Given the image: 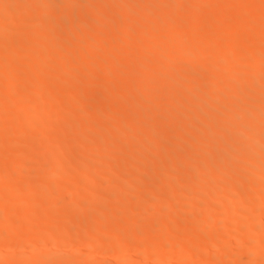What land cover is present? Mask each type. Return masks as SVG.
<instances>
[{"label":"bare ground","instance_id":"6f19581e","mask_svg":"<svg viewBox=\"0 0 264 264\" xmlns=\"http://www.w3.org/2000/svg\"><path fill=\"white\" fill-rule=\"evenodd\" d=\"M51 1L0 0V48L5 47L4 49L7 52L9 51V57L6 58L4 56L5 59H0V70H3L1 72L4 73L5 69L9 68L10 70L12 68L8 76L6 75L7 70L4 73L5 75L3 74L6 78L3 82L4 85H1L2 83L0 82V101L2 97H11V94L14 90L16 92V88L24 78L25 80L31 79L32 81V79H35L37 81L36 84L33 83L35 86H32L34 88L30 90V93L27 92L29 94H25L26 99L17 100L16 103L13 101L16 106L11 102L10 104L13 103L14 105L9 104L10 107L13 106L9 110L6 109L8 108L6 106L0 107L3 109L6 107L5 110H1V112L7 111L4 116L8 115V113L12 115H22L23 113L25 117V112L29 115L31 111H36L37 109L29 117L26 115V121L23 124L21 123L20 126L17 125L18 128L11 125L12 123L10 124V122L6 124V120L5 122L3 120L6 117L4 118L0 113V154L2 155L6 150L5 148L10 146L16 148L15 146H18L19 143L25 144L24 146L28 145L27 142V144L24 143L27 138H23L27 134L29 135L32 126L36 127L33 123L40 119L39 124H42L43 119L41 120L40 114L46 112L45 110L47 109L51 110L52 106L53 108L56 107L55 110H51L50 113H53L52 115H49V111L48 114L46 112V116H49L46 125L49 130L51 128V132L46 130L48 127H45L44 123L41 125L44 127L43 129L37 124L38 122L36 123L39 126V132L36 133H39L38 138L41 141H39L40 139H34L40 142L39 144L36 141L32 142L33 144L36 143L34 149L32 148L33 144L32 147L30 145L22 146V148L29 149L31 147V149H23L24 151L20 149V152L16 148V151L19 152L17 154L11 147L10 149L14 152L8 150V153L13 156L12 154L16 152L17 155H14L15 159H10V162H4L0 159V195H5V198H7L4 204L2 203L5 201L2 200L0 207V264H111V262H114L113 264H151V262H154L152 264H165L171 258H173L172 260L175 258L179 264H264V107L260 106L264 105L263 0L172 1L174 9H176L177 4L180 5L185 2L187 8H184L182 4V9H189V12L186 11L184 13L179 12L181 9L178 12L174 9L173 11L164 10L167 5L165 0H58L59 3L52 1L54 5ZM37 2H42V6L39 10L31 8L33 11L36 10V12L34 11L35 13H32V19L31 14L28 15L25 8L27 7L30 10V6L32 4L35 5ZM118 2L122 4V7L118 6ZM136 2L149 5H147V10L141 11L142 15L145 13L146 16L149 13L148 11L152 12V9L153 11L163 12L165 16L163 17L162 15L163 18H158L160 19L158 21H156L157 18L155 20L151 19V21L148 20L150 22L148 23L145 16L142 17L140 13H137L138 11H134ZM93 3L94 5L89 6V4ZM96 3L99 5L97 4V8L94 9ZM29 4L31 5L29 6ZM113 4L115 6L112 7L116 8L118 6L117 10L119 11H113V9L111 11L109 6ZM36 5L39 6L40 4L37 3ZM85 5H87V8ZM100 5L103 8L101 9L100 7L101 10H98ZM10 6L12 12L16 11V16L9 13L10 10L8 11V9ZM79 6H83V8L88 10L93 9L94 12L92 13H98L94 14V16H88L84 12L86 10L79 8ZM177 7L181 8V6ZM13 8H15L14 11ZM79 9H82L85 13L84 15L81 11V15H84V17H80ZM24 10L26 13H24ZM134 12H136V16L133 14ZM146 12L148 13L146 14ZM24 15H26L25 21ZM230 15L231 17L233 15V19L229 24L228 22L225 23L230 20ZM29 16L31 19H27ZM158 17H161V15ZM144 19L147 21L146 23L143 22ZM27 20H31V23H28ZM114 22L118 25H115V28H120L114 29ZM117 22L121 24H117ZM60 24H63V26L67 25L64 29H68L67 31L69 32L65 33H69L70 38H66V40L71 39V35L76 33L74 30L73 34L71 27L78 28L76 35L80 34L78 37L75 35L77 40L74 37L75 40L72 38L74 41H78L77 43L71 40L65 43L64 40L65 44H69V48H67L68 46L64 47L67 51L62 50L64 52L60 51L63 49L60 47H63L64 43L58 42L60 47H57L56 38H54V43L51 41L53 40V35L57 37L55 34L57 33L58 35L60 30L58 28L62 27H58ZM83 26L88 30L85 35L89 36V41L85 38H82L83 42L80 40L81 38L78 39L85 33L84 30V33L80 32L79 27ZM133 27L137 28L133 29V31ZM131 30L137 33L139 38L135 36L136 39L132 40L134 33L131 35ZM17 31L19 33L23 32L24 35L19 36L20 34ZM189 31L190 33L193 31V36L189 34ZM60 32H63V29ZM65 33L64 35L60 33L64 39L68 37ZM195 33L198 35H194ZM17 34L19 38L18 36L16 38ZM188 34L191 35V38L187 37ZM43 36H46V38L47 36L51 37L45 39ZM106 37L109 38L107 43L111 40H113L112 42L114 40L117 41L114 44L109 43L111 44L110 46L106 44L108 47H105L106 42L104 43L102 40H105L104 38ZM130 37L131 39H129ZM31 38L36 40H34L35 47L41 50L44 55L52 56L51 52L55 55L57 52L53 50L54 47H57L56 50H59L58 53H60H57L53 60H51L52 57L48 59L40 55L41 58L53 61H50L49 65L46 64V59L44 61L40 59L33 66L28 67L25 63L29 62L25 61L24 63L22 59L20 60V57L24 59L27 55L21 56L20 54H22V51H29V48L32 50L29 44L32 41ZM30 39L31 41H29ZM128 39L133 44L132 42L130 44ZM99 40L103 42V46ZM34 42L32 41V43ZM72 42L75 44L72 45ZM228 42L233 44L228 46ZM31 46L33 47V45ZM161 48L167 51L165 52L167 56L164 55L163 61L156 56L157 52L154 51H162ZM4 49L3 51L5 52ZM133 51L135 55L136 53L138 55L135 56V58L137 57L136 59L133 57L131 58L133 60L130 61L129 59L132 56L130 52ZM153 52L154 54L156 52L155 56L157 58L152 54ZM49 53L50 55H48ZM129 53L130 55H128ZM6 56L8 55L6 54ZM128 56L130 57L128 58ZM1 57L3 55L0 54ZM92 57L99 58V64H95L96 67L88 70L91 67L87 63L88 73L86 75L83 74L82 80L79 78L80 76L78 77V75L74 74L77 76L73 75L78 83L72 82V79L68 78V76H72L70 73H81L83 70L80 66L86 64L85 60L89 62ZM93 58L90 61L91 64L95 60ZM146 59L150 61H146ZM104 60V63L108 61L109 63L104 64L102 62ZM153 60H157L158 63L155 61L156 65L153 62L152 66L151 61ZM70 61L75 66L71 65ZM68 62L70 68H73L72 72L67 71ZM51 63H53V67L50 65ZM95 65L93 63L91 66ZM21 66L24 69L22 71L24 76L21 75L23 77L21 78L20 76L21 79H19L15 71ZM118 67L120 69L125 68V80H127V77H132V79L130 78L131 81L128 78L129 81L124 84L125 89L121 92L119 91V93L116 90L120 89L121 82L118 84L120 80L116 78L117 82L114 80L115 76L111 71L112 69L117 70ZM174 70L178 72H174ZM66 72L69 74L68 76ZM110 72L113 74V80L111 79L112 76H110L111 78L109 77ZM121 73L124 74V71L122 70ZM165 73L169 74L165 75ZM120 76H118V79H120ZM184 76L187 80L183 78ZM100 77H104L103 80L107 78V81L104 80L106 84L103 87L101 86L103 89L105 87V92L103 93V89L100 86L97 87L98 84L94 85L95 81L96 83L103 81L99 80ZM77 78H79V81ZM189 79L193 81L188 82ZM237 85L238 87L240 85V87L238 88ZM93 86L97 87V89L95 90ZM44 87H50V89L45 88V90L47 89L45 94L43 92L40 93ZM98 88L101 90L97 91ZM230 88H236L237 90L232 93ZM109 90L111 93L115 91V94L110 96ZM62 92H65L68 97L70 95V99L65 100L67 98L65 94V99L63 94L59 96ZM68 92L72 94H68ZM39 93L43 96L46 95V98L44 97V99L40 100L43 97L41 95L38 98ZM25 95L23 98H25ZM95 96H98L102 101L101 103L104 104V106L100 104L101 109L105 108L107 102L111 104V108L107 105L109 110L107 112L104 111L102 113L104 109L101 111L99 109V113L101 112L102 115L98 113L97 109H95L97 113L87 112L91 116L94 114V120L96 122L99 121V128L104 126L101 124L106 125L109 123L111 126L113 121H118L115 125H119L120 120L117 119L121 117L120 123L122 126L125 124L124 127L121 129V125H119L120 128L118 126H116L118 128H115L113 124L111 130L113 128L115 130L110 134V127L104 126L108 128L109 131L107 133L109 135L105 136L106 133L105 135H100L102 133L100 132L98 136L94 135L98 139L92 140V144H90L91 141L89 140L88 145L86 141L82 140L86 143L81 142L83 147L81 149L79 147L78 150L74 148L75 150L72 151L71 149L70 151V148H72L70 147L67 148L69 151L64 150L65 153H62L63 150L59 151L52 148V145L57 147L58 143L60 145L64 144V142L68 143L69 139L73 141L74 137H76L74 140L79 144L78 138L82 139L83 136V139L86 140L88 138L93 139L90 138V135L85 134V130L90 131V129H87L90 126L87 127L83 123L78 127V118L74 119L73 117L77 114V109H80L78 104L83 107V103L87 105L88 101L93 99V97L94 100L91 101L93 103L97 102L98 100H95ZM154 100L160 101V104L152 107L150 102ZM147 102L148 105L146 104ZM55 104L56 106L54 107ZM33 106L36 109H33ZM97 106L96 104L95 108ZM81 110L79 111L82 112ZM215 110L219 114L215 115L214 113L212 115ZM83 112L85 115L86 111ZM68 116H71L69 119L77 120L73 124L77 122L76 126L79 129L77 127L76 129L73 128L74 125L71 124L73 119L71 123L67 122L65 117L68 118ZM88 116L85 115L86 119L81 120L90 119V115ZM123 118H126L123 120L126 121L125 123L122 121ZM59 119H61L60 122L62 124V120L66 121L63 124L64 126L67 124L70 126H62V132L59 130L60 135L58 133L57 136L56 133V135L52 133V128L60 127ZM111 119L112 122H109ZM148 120H152L153 123L147 124ZM89 121L93 122V120ZM96 122L94 121V124ZM143 128L144 130L147 128V131H144L145 134L143 133L145 136L142 134L143 131L141 129ZM36 129L37 127L34 130L37 131ZM140 130L141 133H139ZM106 131H103V133ZM138 134L139 137L143 135L144 138H139L140 140H138ZM99 135L104 136L100 138ZM22 139L24 142H21L23 141ZM72 141H70V144ZM56 142L58 143L56 144ZM81 144L79 146H82ZM54 149L58 153L54 152ZM50 150L54 154L52 153L51 155ZM45 151L50 154H46ZM176 151L177 153L179 152L180 159L174 153ZM170 152H173V154ZM5 153L8 161V156L10 155L7 152ZM112 153H118L117 155L122 153L127 156L125 159H121L123 161L121 169H126V171L123 172L120 167L114 168V171L119 169V171L123 172V175L127 174V172L130 174L127 167L131 166L129 169L132 170L133 168V173L131 172L130 176L127 175L129 176L127 178L131 181L128 185L131 184L133 187L130 185V188L132 187L133 189L139 187L137 190L136 188L134 189L135 192L133 189V191L131 189L128 190L129 187L122 191V186L119 185L122 183H119V180L124 178L122 173L119 174V171V173L115 171L122 175L123 178H119L121 176L118 174V176H115L112 171L114 166L109 169L108 167H110L111 163H105L108 158L111 159L114 156L111 155ZM168 154L171 156L175 155L177 159L175 156L174 159L169 156L168 160L165 159L162 162L161 160L165 157L167 158ZM1 155L0 158H2ZM110 159L109 162L111 161ZM203 159L206 162H203ZM32 160H36L37 166L35 167L37 169L38 165L42 164V166L39 165V169L41 167L42 170H46L47 168L45 167L48 164H44L49 163L47 172L44 173L40 169V177H45L46 174V180L40 179L41 182L36 181V178L28 176L29 172L28 174L25 169L22 170ZM39 160L44 163H40ZM93 160H101V162L95 161V163H102L103 161L104 165L102 167L104 168L106 165L104 169L107 168L109 171L107 169L104 170L102 167L100 168L99 165V170H97V166H94L95 163L93 166L91 165ZM201 160H203L202 163L206 165L207 170L204 167L205 165L200 163ZM72 161H78L79 163L81 161L82 163L77 166L75 162L74 164L76 165L72 166ZM152 162H157L160 165L158 168L153 169L151 166L157 167V165H151ZM84 164H87L85 165L86 167H84ZM69 165L71 168L74 167V170L82 166L77 172L73 170L71 175L74 174L73 172H76L75 174L77 175L79 172L81 176L80 172H83L84 175H90H87L89 179L86 180L85 176L84 179L86 181L83 179L84 182H82L81 179L83 177L81 176L82 178H80L79 182L75 177L77 178L78 176L79 178L80 176L73 175L72 177L75 180L67 179L68 181H65L67 176H64V178L62 175L61 177L64 180L62 178V181L57 180V182L61 183L55 185L57 183L54 182L56 177L62 173L60 171L65 170L64 168ZM71 168L70 170H72ZM235 168H240V171L238 172L237 170L236 172ZM92 170H97L101 173L105 171L107 175L96 176L98 173L92 172ZM226 170H230V172L234 170L236 173L232 174L231 172L229 176V171L227 172ZM221 172H224V174ZM187 174L192 177L188 183L185 180ZM37 175H39V172ZM180 176L186 177L185 179L183 178L185 181ZM179 177L181 179H178ZM9 178L13 180H11L13 183L8 180ZM41 178L44 179L43 177ZM125 178L123 181L126 180ZM128 179L126 182H128ZM21 180H27L24 184L25 187L23 186L25 193L23 190L18 189V182H21ZM177 180L183 181L185 184L182 185ZM4 182H7V184L10 182V185L5 186ZM144 182L149 184L148 187L145 186L143 189V186L137 187L136 184H147ZM133 183H135V187ZM103 185L111 189L112 185L113 187L117 185L118 188H116L119 189V192L116 191V188L114 190L117 193L114 191V194H111L113 189L108 190L110 192H107L111 195L107 193L108 195L104 197L102 192H100L101 188L97 191ZM193 188L194 190L197 189V191L194 192ZM140 190L142 191L140 193L141 204L144 201L143 204L147 205V199L148 204L150 203L151 205L150 201L154 198V202L152 201V204H155L154 207L151 208L150 205H147L150 208H145L143 205H137L138 201H140L136 200L139 198L137 196ZM17 191L23 192L24 195L21 196H27V193L30 196L24 199L20 194L18 195ZM165 192L168 193L167 197ZM240 193L241 195H239ZM156 194L166 197L167 201L164 202V197H162L163 199L159 200L161 203L156 205L158 202L155 200ZM175 194H179V199L176 198ZM243 194L245 196L252 195L253 199L255 197L256 200L254 202L252 200L248 204L242 202V205L239 203L242 198L240 201L238 199ZM34 195H41L42 197L39 196L40 198L38 197L36 200L35 197L32 198ZM221 196L225 198L222 197L224 204L220 201ZM226 196H228V199ZM150 197H152V200L149 199ZM181 197L184 199L182 200ZM133 201L136 202L133 203ZM218 201L222 204H218ZM56 208L57 211H61L56 212ZM196 208L197 211L201 208L203 212H200L202 211L200 210V213H197ZM91 211L92 213L94 211V214ZM186 217L191 220V223L189 222L190 224L186 226L181 224L184 227L180 230L177 225L182 221L183 223L190 221ZM185 218L187 221H185ZM36 226H38V229H33ZM173 226H175L174 229L177 226L179 230L176 228V231H171L173 232L171 233L169 228H173ZM23 229L28 231V233L24 232ZM166 230L168 233L165 232ZM17 231L27 233V235L20 238L16 237L14 233H17ZM30 231L34 233L29 235ZM177 232H179L178 235L175 234ZM175 236H180V238ZM69 237H74L76 240V242L74 240V243H77V245H87L85 246L88 249H86L87 253L82 256L78 254L80 251L72 252L70 255L61 254L64 248L69 247L67 243L70 245ZM167 241L169 243H166ZM42 245L48 246L50 253L41 252L40 246ZM199 245L203 246L205 252L217 251L218 253L216 254L219 255L215 256L216 258L211 260V262L209 257L208 262H206L207 257L201 256L203 259L200 258L201 253H198L197 248L202 247ZM137 246H140L141 249L139 248V251L133 252L135 255L131 256V248L136 249L138 248ZM248 246L250 250H247ZM232 248L240 250L234 253L235 249L232 250ZM14 250L19 252L21 257H15L14 259L17 258L16 260L9 258L13 261L6 260V257H9L7 255ZM128 251L130 252V257L129 260H126ZM103 256L105 259H103ZM123 257H125V260L122 259ZM131 257L134 259L133 261ZM212 257L214 258V255Z\"/></svg>","mask_w":264,"mask_h":264},{"label":"rangeland","instance_id":"374dc122","mask_svg":"<svg viewBox=\"0 0 264 264\" xmlns=\"http://www.w3.org/2000/svg\"><path fill=\"white\" fill-rule=\"evenodd\" d=\"M50 1H51V0H50ZM52 1H53L54 3H59L58 0H52ZM52 1H51V3H52ZM60 1H61V0H60ZM165 1H167V3H165V4H167V5L165 6L167 9L164 7V10H168V9H169L168 11H170V10L173 11V9H174V6H173V4H174V3H173L174 0H165ZM172 1H173V2H172ZM262 2L264 3V0H263ZM37 3H39L40 5H39V6L36 5ZM37 3H35V5L32 4L33 6H32L31 4H29V6L31 5L30 8H29V6L27 5L28 8H29L30 10H28L27 7L25 8V9L27 10V14H28V15L31 14L32 19H33V14H32V13H35L36 10H39V8L42 6V4H41L42 2H41V3H40V2H37ZM54 3H52V4L54 5ZM120 3H122V2L120 1ZM136 3H137V2H136ZM136 3H135V5L133 4V5H134V9H135V10H134V9H133V10L136 11V12L138 11L137 13H140V16H141V15H142V12L145 11V10H147L146 8H148L149 5H148V4L145 5V4H143V3H139V2H138L137 4H136ZM168 3H169V4H168ZM172 3H173V4H172ZM97 4H98V3H96L95 8H94V6H93L94 9L97 8V7H96ZM165 4H164V5H165ZM182 4L184 5V8H187V5L185 4V2H183ZM182 4H180V5L177 4V6H181V8H179V7L176 6V9H174V10H175V11L177 10V12H178L180 9L183 10V9H182V7H183ZM14 5H15V4H14ZM91 5H94V3H93V4H89V6H91ZM98 5H99V4H98ZM116 5H117V4H116ZM147 5H148V6H147ZM175 5H176V2H175ZM262 5H263V4H262ZM12 6H13V5H12ZM16 6H17V5H16ZM37 6H38V7H37ZM57 6H58V5H57ZM57 6H56V7H57ZM112 6L114 7L115 4L109 6V7H111V11H112V9H113V11H114V10H117V7H118V6H121V7H122V4H119V2H118V6H117L116 8H113ZM146 6H147V7H146ZM167 6H169V7H171V8H169V7H167ZM34 7H35V8H34ZM53 7H55V6H53ZM80 7H81L82 9H84V10L87 11V12H86V11H84V12L87 13L88 16H94L95 13H92V12H94V10H93L92 8L88 7V8H90V9H92V10H88V9H86V8H87V5H85L86 8H83V6H79V8H80ZM100 7H101V5L99 6L98 10H101V9L103 8V6L101 7V9H100ZM107 7H108V6H107ZM121 7H120V8H121ZM172 7H173V8H172ZM31 8L36 9V10H34L35 12L33 11V9L31 10ZM37 8H38V9H37ZM58 8H59V6H58ZM10 9L12 10L11 6L9 7L8 11H9ZM14 9H15V8H13V11H14ZM82 9H79L80 11L77 10V11H79V13H80V17H84V15H85V13L82 11ZM108 9H110V8H108ZM11 10L9 11V13H12L14 16H16V15H15V14H17L16 11H14V12H15V13H14V12H12ZM98 10H97V11H98ZM181 10H180L179 12H182V13H184V12H186V11L189 12V9H187V10L184 9L183 11H181ZM28 11H29V13H28ZM30 11H32V12H30ZM81 11L83 12L84 15H81V14H82ZM89 11H90V13H88ZM117 11H119V10H117ZM141 11H142V12H141ZM151 11H152V12L148 11L149 13L146 12V14L148 13L146 16H145V13H144V14L142 15V17L145 16V18H146L147 21H148V20L151 21V19H152V20H153V19L155 20L156 18H157L156 21H158V20H160V19H158V18H161V19H162V18L165 16V14H164L163 12H158V11H155V10L153 11L152 9H151ZM17 12H18V9H17ZM37 12H38V11H37ZM136 12L133 13L135 16L137 15ZM188 12H187V13H188ZM7 13H8V12H7ZM24 13H26L25 10H24ZM97 13H98V12H97ZM97 13H96V14H97ZM160 13H161V14H160ZM18 14H19V12H18ZM89 14H90V15H89ZM96 14H95V15H96ZM159 14L161 15V17H158V16H160ZM162 15H163V17H162ZM24 16H25V17H24V21H25L26 15H24ZM85 17H87V16H85ZM137 17H138V16H137ZM29 18H30V16L27 17V19H29ZM229 18H230V20H227L225 23L228 22V24H229L230 21L233 19V15H232V17H231V15H230ZM30 19H31V18H30ZM84 19H85V18H84ZM142 20H143V19H142ZM146 20L144 19L143 22L146 23V22H147ZM27 21H28V20H27ZM29 22L31 23V20L28 21V23H29ZM24 23H26V22H24ZM28 23H27V24H28ZM115 23H116V22L113 23L114 29L120 28V27L115 28L116 26H118V25H116ZM148 23H150V22L148 21ZM153 23H154V21H153ZM117 24H121V23L117 22ZM228 24H227V25H228ZM85 25H86V24H85ZM85 25H84V26H85ZM111 25H112V24H111ZM115 25H116V26H115ZM225 25H226V24H225ZM61 26H62L63 28H62ZM81 26H82V25H81ZM84 26H83V27H79V28H80V32L82 31L81 33H84L83 30L85 31V33H84L83 35H85V34H86V31H88L87 28H84ZM113 26H112V27H113ZM119 26H120V25H119ZM58 27H61V28H58V29H60L59 32H58V35H59V36H58L57 33H56L55 35H56L57 37H55V36L53 35V36H52L53 40H51V41H53V43H54V38H56L57 41H56L55 43L58 44L57 47H60L59 43H62V44H63V43H64V40H65V43H66V41L69 42L70 40L73 41V42H76V43L78 42V41H74V40L80 35V34H77V35H76V33H78L76 30H79L78 28L75 29V27H71V28H72V32H73V34H74V30H75V32H76L74 35H71L72 38L74 37L75 39L73 38V39H74V40H73V39L71 38V39H69V40H66V38H70V36H69L70 34H69V33L66 34L67 32H69V31H67L68 29H67V30H66V28L64 29V27H67V25H64V26H63V24H62V25L60 24V26H58ZM68 27H69V26H68ZM227 27H228V26H227ZM71 28H70V29H71ZM81 28H82V29H81ZM136 28H137V27H135V28L133 27L132 30H133V29H136ZM62 29H63V32H60V31H62ZM132 30H131V32H132L131 35L134 33V32H133L134 30H133V31H132ZM17 32L19 33V31H17ZM17 32H16V33H17ZM65 32H66V33H65ZM70 32H71V30H70ZM135 32H137V31H135ZM60 33H62V35H64V33H65V35H66V36L68 35V37H65V39H64V37H63ZM187 33H188V32H187ZM187 33H186V34H187ZM19 34H20L19 36H21V35L23 36V35H24L23 32H22V33H19ZM189 34L192 35V34H193V31H191V33H190V31H189ZM189 34L187 35V37L189 36L188 38H191V35H189ZM13 35H15V33H13ZM75 35H76L77 37H76ZM81 35H82V34H81ZM83 35H82V36H83ZM88 35H89V32H88ZM194 35H198V34L195 33ZM17 36H18V34L16 35V38H17ZM19 36H18V38H19ZM82 36H80L78 39L81 38L80 40H82V38H83V39L85 38V39H88V41H89V36H86V35H85L84 37H82ZM133 36H134V38H133L132 40H135V39H136L135 36H137V33H134ZM133 36H131V37H133ZM192 36H193V35H192ZM43 37H44L45 39H47L48 37L50 38L51 36H47V38H46V36H43ZM86 37H88V38H86ZM131 37H130L129 39H131ZM137 37H138V36H137ZM90 38H91V37H90ZM106 38H108V37H106ZM106 38H104V39L106 40ZM138 38H139V37H138ZM31 39H32V41L34 42L35 39H34V38H31ZM31 39H30L29 41H31ZM92 39H93V38H92ZM111 39H113V38L111 37ZM111 39H110V40H111ZM129 39H128V40H129ZM76 40H77V39H76ZM101 40H102V39H101ZM101 40H99V42H100ZM105 40H102V41H104V43L106 42L105 45H106V44H109V43L114 44V42L117 41V40H114V42H112L113 40H111L109 43H107V41H109V38H108L106 41H105ZM139 40H140V39H139ZM32 41H31V43L29 42V44H30V47H31V49H32L33 51L30 50V48H29V51H28V50L25 51L26 53L22 51V52H21L22 54H20L21 56H22V55H25V54L27 55V56H25L24 59H23V57H20V56H19V57H20V60L22 59V61H23L24 63H25V61H26V62H29V63H25V65H27L28 67H31V66H33L35 63H37L40 59H41V60L43 59V61H44L46 58H45V59H44V58H41L40 55H41L42 57H47L48 59H49V57H52V59L50 58L51 60H53V59L56 57V55H57V53H58V51H59V50H56L57 47H54V49H53V50H55L57 53L53 52V53H55V55H54V54H52V52H51V55H52V56H49V57H48V56L44 55V54L42 53L41 50H38V49L35 47V46H36L35 42L32 43ZM35 41H36V40H35ZM49 41H50V40H49ZM83 41H84V40H82V42H83ZM129 41H130V44H131L132 41H131V40H129ZM137 41H138V40H137ZM137 41H134V42H137ZM58 42H59V43H58ZM73 42H72V45L75 44V43H73ZM79 42H80V41H79ZM85 42H86V41H85ZM65 43L63 44V47H60V48H63V49H61L60 51H62V50H66V51H67V49L64 48V47H65V46H68L69 44L67 45V44H65ZM86 43H87V42H86ZM100 43H101L102 46H103V42H100ZM100 43H99V44H100ZM228 43H229V45H228ZM228 43H226L228 46H231V45L233 44V43H230V42H228ZM70 44H71V42H70ZM101 44H100V45H101ZM111 44H109V46H110ZM132 44H133V42H132ZM134 44H135V43H134ZM241 44H242V42H241ZM31 45H33V47H32ZM54 45H55V44H54ZM105 45H104V46H105ZM239 45H240V43H239ZM61 46H62V45H61ZM34 47H35V48H34ZM105 47H108V46L106 45ZM4 48H5V47L0 48V50H2V51H0V54L3 55V57H1L0 59L4 58V56H5L6 58L9 57V54H8L9 51L7 52ZM67 48H69V46H68ZM3 49L5 50L6 53L3 51ZM6 49L8 50V48H6ZM36 49H37V50H36ZM161 49H162V48H161ZM163 50H164V49H162V51L154 50V51L157 52V54H156V52H155L156 56L159 57V59H161V61L164 60V57H165L164 55L167 56V54H165V52H167V51H165L166 49H165L164 51H163ZM28 52H29L30 54H29ZM62 52H64V51H62ZM59 53H60V52H59ZM59 53H58V54H59ZM130 53H132V56H131V57L128 56V58L130 57V59H129L130 61L133 60V59H131V58H133V57L135 58V56L138 55L137 53H136V55H135V54H134V53H135L134 51H133V52H130ZM130 53H129L128 55H130ZM6 54H7L8 56H6ZM152 54L155 56L154 52H153ZM48 55H50V53H49ZM154 56H153V57H154ZM156 56H155V57H156ZM162 56H163V58H161ZM26 57H27V58H31V59H27ZM37 57H38V60H37ZM150 57H151V55H150ZM153 57H152V58H153ZM157 57H156V58H157ZM34 58H35V59H34ZM92 58H93V57H92ZM92 58L89 60V62L85 60L84 62H86V64L83 63L84 65H81V66H80L81 69L83 70V71H81V73H78V72L74 73V72H72V71H73V68H72V67L70 68V65H69V62H68L67 65H69V66H67V67H68L67 71L70 72V71L72 70V71H71L72 73H70V74H72V76H70V77H72V78H70V77L68 76L69 74H67V72H66L68 78H69L70 80L72 79V82L78 83V82L75 80L76 78H74L75 75H78V77L80 76L79 78L82 80V78L84 77V75H86V74L88 73V71H87L88 68H86V66L88 67V64H87V63H89V64H90L89 67H91V68L88 69V70H91L92 68L96 67L95 64L98 63L99 58L96 59V57H94L93 59H95V60H93V63H94L95 66H91V65H93V63H92V64L90 63V61H92ZM136 58H137V57H136ZM136 58H135V59H136ZM142 58H143V56H142ZM147 58H148V57H147ZM156 58H155V59H156ZM4 59H5V58H4ZM26 59H27V60H26ZM32 59L34 60L33 62H32ZM48 59L45 60L46 64L50 63V61H51V60H48ZM159 59H158V61H159ZM30 60H31V63H30ZM95 61H97V62L95 63ZM146 61H150V60H147V59H146ZM146 61H145V62H146ZM155 61L158 63L157 60H155ZM155 61H154V60L151 61V65H152V66H153V64L155 63ZM161 61H159V62H161ZM51 62H53V61H51ZM70 62H71V63H70L71 65L75 66V64L72 63V61H70ZM102 62L104 63L105 60L102 61ZM153 62H154V63H153ZM106 63H109V61L106 62ZM106 63H104V64H106ZM147 63H148V62H147ZM152 63H153V64H152ZM98 64H99V63H98ZM149 64H150V63H149ZM149 64H148V66H149ZM48 65H49V64H48ZM50 65H52V67H53V63H51ZM154 65H156V63H155ZM27 66H25V67H27ZM83 66H84V67H83ZM122 66H123V65H122ZM47 67L50 68L51 66H47ZM115 67H117V66H115ZM149 67H150V66H149ZM85 68H86V69H85ZM112 68L114 69V67H112ZM11 69H12V68H10V70H11ZM113 69H112L111 71H112V73H114V76H115V77H114V80H115V78H116L117 80H120V81H118V84H120V82H121V84H120L121 86H119L120 89L117 87L118 89L116 90V92L119 93V91L121 92L122 90L125 89V85H124V84H126V83L129 81L130 78L132 79V77H127V78H126L127 80H125V77H126V76H124L125 73H126V72H125V68H121V69L124 71V74L121 73L122 70L120 69V67H118L117 70H113ZM6 70H7V72H6ZM8 70H9V68H7V69L4 70V73L6 72V75H7V76H8L9 73H10V70H9V71H8ZM84 70H85L86 72H85ZM1 71H3V70H0V82L2 83L1 85H4L3 82L6 80V78L3 76L4 73L1 72ZM22 71H24V69H22V66H21L19 69H17V70L15 71L16 76H17L19 79H21V78L24 76V72L22 73ZM79 71H80V70H79ZM175 71H177V70H174V72H175ZM84 72H85V73H84ZM89 72H90V71H89ZM174 72H173V73H174ZM177 72H178V71H177ZM120 73H121V74H120ZM74 74H75V75H74ZM80 74H81V75H80ZM83 74H84V75H83ZM166 74H167V73H165V75H166ZM168 74H169V73H168ZM168 74H167V75H168ZM4 75H5V74H4ZM21 75H23V76H21ZM73 75H74V76H73ZM82 75H83V76H82ZM112 75H113V74H111V72H110V73H109V77L112 76ZM116 75H118V76L122 75V76H120V79H118V76L116 77ZM1 76H2V77H1ZM7 76H6V77H7ZM20 76H21V78H20ZM75 77H77V76H75ZM4 78H5V79H4ZM73 78H74V79H73ZM79 78H77V80H78ZM103 78H104V77H100L99 80H103ZM110 78H111V77H110ZM122 78H124V79H122ZM128 78H129V79H128ZM181 78H182V74H181ZM183 78H184L185 80H187L185 76H184ZM26 79H27V78H26ZM111 79L113 80V76H112ZM131 79H130V81H131ZM184 79H183V80H184ZM1 80H2V81H1ZM29 80H30V81H29ZM104 80L107 81V78L104 79ZM104 80L102 81L103 83H102L101 81H98V80H97L98 82L96 83V81H95V82H94V85H95V84H98L97 87L100 86V88L103 89L102 87L106 84V81H104ZM117 80H115V81L117 82ZM263 80H264V79H263ZM263 80H262V81H263ZM78 81H79V80H78ZM122 81H123V82H122ZM124 81H125V82H124ZM192 81H193V80H190V79H189L188 82H192ZM99 82H100V84H99ZM104 82H105V83H104ZM33 83L36 84L37 81H36L35 79H32V81H31V79L25 80V78H24V79L22 80L21 84H19V86L16 88V92H15V90H14L15 94H13V93H14V92H13V93L11 94V97L8 96L9 98H8V97H2V98H1L2 100L0 101V107H4V106H6V107H8V108H6V107H5V108L9 110V108H12V107H13V106L10 107V105H14V104L16 103L17 100H23V99H26V95L29 94V93H30V90H32V89L34 88V87H32V86H35V85H33ZM195 83L197 84V82H195ZM101 84H102V85H101ZM123 85H124V87H123ZM101 86H102V87H101ZM28 87H29V89H28ZM47 87H48V86H47ZM47 87H44L43 91H41L40 93L43 92V94H45V91H46L47 89H50V87H49V88H47ZM93 87H94V86H93ZM97 87H94L95 90L97 89ZM230 87H232V86H230ZM233 87H235V85H233ZM237 87H238V85H237ZM237 87H236V88H237ZM239 87H240V85H239ZM239 87H238V88H239ZM243 87H244V85H243ZM26 88L28 89V91H27ZM45 88H47V89L45 90ZM100 88H98L97 91H99ZM121 88H122V89H121ZM236 88H235V89L232 88L233 91H232V89L230 88V89H231V92H232V93L235 92V90H237ZM241 88H242V87H241ZM17 89H18V90H17ZM101 89H100V90H101ZM51 90H53V88H51ZM23 91H25V92L23 93ZM48 91H50V90H48ZM48 91H47V92H48ZM53 91H54V90H53ZM97 91H96V92H97ZM21 92H22V93H21ZM27 92H29V93H27ZM47 92H46V93H47ZM65 92H66V91H65ZM65 92L60 93L59 96H60L61 94H63V98H64V94L66 95V93H67V92H66V93H65ZM103 92H105V87H104V89L102 90V93H103ZM109 92H110V90L108 91V93H109ZM40 93H39V95H38V98H40V96L42 95V94L40 95ZM69 93L72 94L71 92H68V94H69ZM97 93H98V92H97ZM100 93H101V92H100ZM106 93H107V89H106ZM110 93H111V92H110ZM110 93H109V95L111 96L112 94H115V91H113L111 94H110ZM25 94H26V95H25ZM48 94H51V93H48ZM24 95H25V98H23ZM107 95H108V94H107ZM109 95H108V96H109ZM16 96H17V97H16ZM19 96H20V97H19ZM66 96H67V98H66ZM66 96H65L66 99H65V98H64V99H65V100H67V99L69 100V99H70V98H69L70 95H69V97H68V95H66ZM42 97H43V98H40V100L44 99V97L46 98V95H44V96L42 95ZM3 98H6V99H3ZM60 98H62V97H60ZM63 98H62V99H63ZM71 98H72V97H71ZM14 99H15V100H14ZM64 99H63V100H64ZM3 100H4V101H3ZM91 100H94V97H93V99H91ZM91 100H89L88 103L86 102L87 105H86L85 103H83L84 105L81 104L83 107L79 106V104H78V108L82 109V110H81L82 112L79 111L80 109H77L78 111H77V110H76V111H77V114H78L79 116L77 117V114H75V117H73L74 119H75V118H76V119L78 118V119H77L78 121L75 120V121L79 122L78 125H77L78 127H80L79 125H82L83 123H84L85 125H87V127L90 126V127L87 128V129H90V131L85 130V134H86V135L88 134V136L90 135V138H93V139H89V138H88V139L86 140V139H83L84 136H83L82 139H80V138L77 137V138H78V142H80V144H81V142H82V143H86V142H87L86 144L88 145V143H89L88 141H89V140L91 141L90 144H92V143H93L92 140H96V139H98L97 136H98V134H99L100 132H102L100 135H102V134L105 135V133H106L105 136H107V134L109 135V133L111 134V132L115 130L114 128L111 130V126H113V124H114L115 128H118L119 125H121V129H122V127H124V125H125L124 123L126 122V121H123V120H125L126 118H125V119L123 118L122 121L124 122V123H123L124 125L122 126V124L120 123L121 118H122V117H121V118L117 119V120H120V121H119V125H115V124L118 123V121H116L117 123L114 122V121L112 122V119L109 121V122H112V123H111V124H112L111 126L109 125V123H107L106 125H105V124H101V125H104V126H108V127H110V129H109L110 132H109V133H107V132L109 131L107 127H104V126H103V127H104V128H103L102 126H100V128H99V125H98V122H99V121L96 122V120H94V118H93V115H94V114L91 116V114H90V113L87 114V112L92 111V113H95V112L97 113V111H95V109L98 110V113H99V109H100V111H101L102 109H104V110L102 111V113H103L104 111L107 112V111H109V110L107 109V105L110 106V108H111V104H110L109 102H107L108 104H107V103L105 104V105H106L105 108H102V109H101L100 104H101L102 106H104V104L101 103L102 101H101V99H100L98 96H95V100H98L99 102H98V101H97V102H98L99 104H98L96 101L93 103ZM13 101H14L15 103H14ZM157 101H158V100H157ZM157 101L154 100L153 102H152V101H151V102L148 101V102H150V105H152V107H153V105L157 106V105L160 104V101H158V102H157ZM11 102H13L14 104H13V103L10 104ZM148 102L146 103L147 105H148ZM155 102H156V104H154ZM152 103H153V104H152ZM157 103H158V104H157ZM6 104H8V105H6ZM9 104H10V105H9ZM96 104L98 105L97 107H99V108H97V107L95 108V105H96ZM15 106H16V104H15ZM15 106H14V107H15ZM55 106H56V104L54 105V107H55ZM260 106H262V108L264 107V105H260ZM33 107H34V106H33ZM5 108H4V109H3V108H0V113L2 114V116H3L4 118L6 117V118L3 119V120H4V122H5V120H6V122H5L6 124H7L8 122H10V124L12 123L11 125H13L15 128H18L17 125L20 126L21 123L23 124V123L26 121L25 119L27 118V116L29 117V115H30L32 112L35 113V112L37 111L36 107H34L33 109H36V111H34V110L32 109L33 111L30 112V110H29L30 114L27 112L29 115H27L26 112H25V117H26V118H25L24 115H23V113H22V115H21V114H16V115L13 114V115H12L11 113H10V114L8 113L9 116H8V115L4 116V114H6L7 111H4V112H5V113H4V112H1V110H2V109L5 110ZM48 108H49V107H48ZM51 108H52L51 110H55L56 107L53 108V106H52ZM108 108H109V107H108ZM259 108H261V107H259ZM262 108H261V109H262ZM93 109H94V110H93ZM3 110H2V111H3ZM51 110H50V109H47V110H45V111H46L47 114H48V111H49V113H50ZM213 110H214V109H213ZM213 110H212V111H213ZM217 110H218V109H217ZM83 111H86V114H85V115H87V116L90 115V119H88V118H89V116H88L87 120H86V121H83V120L86 119L85 115L83 114V113H84ZM42 112H43V111H42ZM46 112L41 113L40 115H41V120L43 119L42 124L44 123L45 127H48V126L46 125V124H47L46 122L48 121V119H49L48 117H49V116H46ZM53 112H54V111H53ZM78 112L82 114L81 117H83V118L80 117L81 114H79ZM102 113L100 112L99 114L102 115ZM211 113H212V112H211ZM214 113H215V115H216V114H219V112L216 113V110L212 113V115H214ZM52 114H53V113H50L49 115H52ZM104 114H105V113H104ZM104 114H103V115H104ZM10 115H11V116H10ZM14 115H15V116H14ZM26 115H27V116H26ZM40 115H39V116H40ZM43 115H44V116H43ZM7 116H8V117H7ZM31 116H32V115H31ZM39 116H38V117H39ZM42 116H43L44 118H43ZM38 117H37V119H38ZM101 117H102V116H101ZM39 118H40V117H39ZM69 118H71V116H68V118L65 117V119L67 120V122L69 121V123H71V120H72L73 118H72V119H69ZM103 118H104V117H103ZM61 119H64V118H61ZM61 119H59V121H58L60 127L57 126V127L54 128V129L52 128V133H54V134L56 133L57 136H58L59 130H60V132H62V128H63L62 126H64L63 124H65V122H66V121L64 122V121L62 120V122H63V124H62V123L60 122ZM68 119H69V120H68ZM74 119H73V121H72V123H71L72 125H74V127H73V126H71V127H73V128L76 129V127H77V126H76V123H77V122H76L75 124H73V122H75ZM81 119H83V120H81ZM39 120H40V119H39ZM39 120H37V122H38V123L36 122L37 124H39ZM79 120H80V121H79ZM89 120H93V122H91V121H89ZM114 120H115V119H114ZM152 120H153V119H152ZM152 120H150V121L148 120V121H147V124H148V123H149V124L153 123ZM94 121L96 122L95 124H94ZM19 122H20V123H19ZM40 122H41V121H40ZM80 122H82V123L80 124ZM89 122H90V123H89ZM150 122H151V123H150ZM154 122H155V121H154ZM36 123H33V125H34V124L36 125V127H37L36 130H37V131L34 130L36 127L34 126V127H35V128H34V127L32 126V128H31V132L29 133V135L27 134V136H26L25 138H23V139H26V138H27V139H26L27 141L24 142L23 139H22L23 141H21V142H24V143L27 142L28 145H30L31 147H32V144H33L32 142H34V141L40 139V138H38V134H39V133H36V132H39V130H38L39 126H38ZM87 123H88L89 125H88ZM92 123H93L94 125H93ZM42 124L40 123L39 125H40V127L43 129L44 127L41 126ZM60 124H62V125H60ZM96 124H97V128H98V129L96 128ZM8 125H9V124H8ZM11 125H10V126H11ZM67 125H68V124H67ZM67 125H65L64 127H66ZM16 126H17V127H16ZM69 126H70V125H68V127H69ZM116 126H118V127H116ZM78 127H77V129H79ZM15 128H13V129H15ZM58 128H59V129H58ZM92 128H94V129H92ZM106 128H107V129H106ZM119 128H120V127H119ZM32 129H33V130H32ZM46 130H49V127L46 128ZM50 130H51V128H50ZM50 130H49V131H50ZM106 130H107V131H106ZM118 130H120V129H118ZM141 130L143 131L142 134H143V133L145 134L144 131H147V128H145V130H144V128L141 129ZM141 130H140L139 133H141ZM33 131H34V132H33ZM86 131H87L88 133H87ZM103 131H106V132L103 133ZM50 132H51V131H50ZM32 133H34L35 136L32 135ZM146 133H147V132H146ZM30 134H31V135H30ZM56 134H55V135H56ZM144 134H143V135H144ZM147 134H148V133H147ZM147 134H146V135H147ZM36 135H37V136H36ZM59 135H60V133H59ZM86 135H85V136H86ZM94 135H97V136L95 137ZM100 135H99V136H100ZM104 135H103V136H104ZM143 135H142V136H143ZM103 136H100V138L103 137ZM142 136L139 137V134H138V140H140L139 138H141V139L144 138L145 135H144L143 137H142ZM40 137H41V136H40ZM75 138H76V137H74V139H75ZM86 138H87V137H86ZM95 138H96V139H95ZM100 138H99V139H100ZM34 139H36V140H34ZM74 139H73V141H72V139H69L70 141L73 142V143L71 142V144H70V141H69V140H68V143H65V142H64V144H62V145H60V143L56 142V144L58 143L59 145H58L57 147H53V145H52V148H55L56 150L58 149L59 151H62V150H63L62 153H65L64 150H67V148H70V147H72V148H70V151H71V149H72V151H73V150H75L76 148H77V150H78L79 147H80L79 149H81V148L83 147V144H81L82 146H79L80 144L77 143V141L74 140ZM30 140H32V141H30ZM79 140H81V141H79ZM82 140H84V141H86V142H84V141H82ZM39 141H41V139H40ZM74 141H76V142H74ZM29 142H30L31 144H30ZM37 142H38V141H36V143H37ZM27 143H26V144H27ZM36 143H35V144H36ZM39 143H40V142H38V144H39ZM19 144H20V143H19ZM19 144H18V146H15V147L17 148L18 151H19L20 149H22V151L31 149V147H30L29 149H28V148H27V149L24 148V147H26V146H28V145L24 146L25 144H23V145H22V143H21L20 145H19ZM35 144H33V147H32L33 149H34V147H35ZM73 144H74L75 147L72 146ZM22 146H24V147L22 148ZM36 146H37V145H36ZM55 146H56V145H55ZM76 146H77V147H76ZM84 146H85V145H84ZM11 147L14 149V151H16V148H14V146H10V147H8L9 149H8V148H5L7 151L4 149L5 152H7V154H9V153H8V152H9L8 150L13 151L12 149H10ZM52 148H51V149H52ZM74 148H75V149H74ZM23 149H24V150H23ZM55 149H54V150H55ZM4 150H3V151H4ZM56 150H55L54 152H56ZM3 151H2V152H3ZM11 151H10V153H11ZM14 151H13V152H14ZM18 151H16L17 154L19 153ZM52 151H53V150H52ZM67 151H69V150H67ZM67 151H66V152H67ZM2 152H1V153H2ZM5 152H3L4 154L2 153V155L0 154V155L2 156V158H0L1 160H3L4 162H10V161H11L10 159H12V158H13L12 160L15 159V156H14V155L16 154V152H15V154L12 152V153H13L12 155H13L14 157L11 156V154H9L11 157L8 156V159H9L8 161H7V155H5V154H6ZM20 152H21V150H20ZM45 152H46V154H47V153H48V154L51 153V155H52V153L54 154V152H51V150L49 151L50 153H49L48 151H45ZM56 153H58V152H56ZM59 153H60V152H59ZM124 153H125V152H124ZM170 153L173 154V152H170ZM170 153H169V154H170ZM174 153H175V154L177 155V157L179 158V156H180L179 152L177 153V151H176V152H174ZM17 154H16V155H17ZM46 154H45V155H46ZM115 154H116V155H115ZM117 154H118V153H112L111 155H114V156H112L111 159L108 158V160H107L106 162L104 161L105 163L108 162V164L111 163L110 167L107 166L109 169H111V167L114 166V167L112 168V169H113L112 171L115 173V176H118V175L121 174V173H122V175H123V172L126 171L125 168H124L125 170H122V169H121V165H122V163H123V161H121V159H122V158L125 159L127 156H126V155L124 156V154H122V153H119V154H121V155H117ZM125 154H126V153H125ZM169 154H168L167 158L165 157V158L162 159L161 161L163 162V160H165V159L168 160V157H169V156L172 157L173 159L176 157L175 155H172V156H171V155H169ZM49 156H50V155H49ZM174 156H175V157H174ZM16 157H17V156H16ZM44 157H45V156H44ZM47 157H48V156H47ZM109 157H110V155H109ZM177 157H176V159H177ZM3 158H6V159H3ZM45 159H46V158H45ZM45 159H44V160H45ZM73 159L76 160L75 158H73ZM109 159L111 160L110 162H109ZM179 159H180V158H179ZM1 160H0V161H1ZM42 160H43V159H42ZM42 160H41V162H40V160H39V162L42 163V162H43ZM77 160H78V159H77ZM122 160H123V159H122ZM203 160H204V159H203ZM203 160H201L200 163H202ZM33 161H34L35 163H34ZM47 161H48V159H47ZM95 161H97V162H101V160H99V161H98V160H93V162L91 161V162H92V164H91L92 166H93V164L95 163ZM120 161H121V163H119L120 165H119V164L117 165V163L120 162ZM4 162H3V163H4ZM32 162H33V163H32ZM39 162H37V164H39ZM45 162H46V160H45ZM75 162H76V161H75ZM75 162L72 161V162H71V165H72V166H75V165L77 164V166H78V164L80 165V164L82 163L81 161H80V163L77 161L78 163L76 162V164H74ZM97 162L94 164V166H95V167L97 166V170H99V169H98V168H99L98 165H99L100 168H101V167L104 165V163H103V161H102V163H97ZM159 162H160V161H159ZM203 162H206V161L204 160ZM43 163H44V162H43ZM113 163H114V165H113ZM1 164H2V162H1ZM47 164L49 165L48 162H47L46 164H44V165H47ZM96 164H97V165H96ZM152 164H153V165H154V164L157 165V167H156V166H151L153 169L158 168V166L160 165V164H157V162H155V163L152 162L151 165H152ZM202 164H203V163H202ZM202 164H201V165H202ZM2 165H3V164H2ZM39 165L42 166V164H39ZM39 165H38V169H39ZM48 165H47V167H45V166H43V167H45V168L48 169V167H49ZM82 165H83V164H82ZM85 165H87V164H84V167H86ZM116 165H117V166H116ZM203 165H205V164H203ZM35 166H37V165H36V160H32L31 163L28 164L27 166L23 167L22 170L25 169V172H27V173L29 172V173L31 174V176H30L29 173H28V174H29L28 176H29V177H32V178H34V179L36 178V181L38 180L39 182H41L40 179H41V180H46V179H47V178L45 179V177L47 176L46 174H45V177H44V176H41V177H43L44 179H42V178L40 177V171L42 170L41 167H40L41 170L39 169V171H38L37 167H35ZM69 166H70V165H69ZM69 166L66 167V168H64L65 170L60 171V173H61V172H62V173H61V175H58V176H60L59 178H58V176L56 177V179H55V181H54L55 183L57 182V180H58V181H59V180L62 181V179L64 180V178H65L64 176H67V178L65 179V181H68L67 179H71V181L76 179L77 181L80 182V178H82V177H83V178L81 179L82 182H84V181H86V180L89 179V177H88V176H90L89 174H86V173H85L86 175H84L83 172H80V174H82V175H81L82 177H81V176L79 175V172H78L77 175L80 176L79 178H78V176L75 174V173L77 172V170L79 171V170L81 169L82 166H81V167H77V166H76V167H77V170H76V169L74 170V167L71 168V166H70V167H69ZM76 167H75V168H76ZM105 167H106V165H105ZM105 167H104V168H105ZM116 167H117V168L120 167V169H121L123 172H122V171H119V169L115 170V171H117V172L119 171V172H120V173L118 172L119 174H118L117 172H115V171H114V168L116 169ZM130 167H131V166L127 167V170H129V172H130V174H131V172L133 173V168H132V170H131V169H129ZM133 167H135V166H133ZM204 167H206V165H205ZM238 167H239V166H238ZM70 168H71L72 170H70ZM102 168H103V167H102ZM104 168H103V169H104ZM135 168H137V167H135ZM135 168H134V172L136 171ZM263 168H264V166H263ZM263 168H262V169H263ZM43 169H44V168H43ZM47 169H46V170H47ZM106 169H107V168H106ZM106 169H104V170H106ZM204 169H205V168H204ZM239 169H240V168H238V169L235 168L234 170H236V172H237V170H238V172H239V171H240ZM46 170L44 169V170H42V171H44V173H45V172H47ZM73 170L76 171V172H73V173H74L73 175H74V176H77V178L75 177V179L72 177L73 175H71V173H72ZM97 170H96V171H95V170H92V172L95 171V172L98 173V174H96V176H97V175L100 176V175H103V174H104V175H107V174H105V171H103V172L101 173V172H99V171H97ZM100 170H102V169H100ZM107 170H108V169H107ZM206 170H207V167H206ZM208 170H209V169H208ZM234 170H233V172L231 171L232 174H233V173H236V172H234ZM108 171H109V170H108ZM226 171H227V170H226ZM228 171H229V174H228V175L230 176V173H231V172H230V170H228ZM228 171H227V172H228ZM34 172H36V173L34 174ZM38 172H39V175H37ZM106 172H107V171H106ZM209 172H210V171H209ZM227 172H226V173H227ZM27 173H26V174H27ZM42 173H43V172H42ZM42 173H41V174H42ZM60 173H59V174H60ZM99 173H101V174H99ZM206 173H208V172H206ZM221 173L224 174V172H221ZM92 174H93V173H92ZM94 174H95V173H94ZM117 174H118V175H117ZM124 174H125V173H124ZM130 174L127 172V174H125L126 176L123 175V177H124V178L126 177L125 179L127 180V179L129 178ZM62 175H63V176H62ZM83 175H84V176H83ZM87 175H88V176H87ZM122 175H119V176H121V177H119V178H123ZM127 175H129V176H127ZM61 176L64 177V178H62ZM85 176H86V177H85ZM96 176H95V177H96ZM182 176H183V175H182ZM188 176H189V175L187 174V175H186L187 178H186V177H181V176H180V177L182 178L183 181L186 180L187 183H188V182L192 179V177H190V176L188 177ZM226 176H227V175H226ZM70 177H71V178H70ZM84 177H85L86 180L84 179ZM87 177H88V178H87ZM127 177H128V178H127ZM180 177H179L178 179H181ZM0 178H1V177H0ZM61 178H62V179H61ZM96 178H97V177H96ZM119 178H118V179H119ZM124 178H123V179H124ZM183 178H184V179L186 178V179L184 180ZM188 178H190V179H188ZM83 179H84V181H83ZM98 179H100V178L98 177ZM101 179H102V178H101ZM123 179H120L121 181L119 180V183H120V182H122V183L124 182V183H125V184L123 183L125 186H124L122 183L119 184V185L122 186V191H124V190L127 189L128 187H129L128 190L131 189V191H133V190L136 188V187H135L136 185H137V187H138V186H140V187L143 186L142 189L145 188V186L148 187V185H149L147 182H144V183H147L146 185H145V184H143V185H141V184H140V185H138V184L134 185L135 183H133V185H134V187H135V188L133 189V188H132L133 186H132L131 184H130V185L132 186L131 188H130V185H128L131 181H129V179H128V182H126V180L123 181ZM5 180H6V179H5ZM8 180L11 181L12 179L9 178ZM12 181H13V180H12ZM12 181H11V182H12ZM26 181H27V180H25V181H22V180H21V182H18V189H19V190L21 189V190L24 191V187H25L24 184L26 183ZM177 181H180V180H177ZM183 181H182V182L180 181V183H181L182 185L185 184V182H183ZM4 183H5V186L10 185V182H9L8 184H7V182H4ZM12 183H13V182H12ZM12 183H11V184H12ZM58 183H61V182H57L55 185H57ZM19 186H20V188H19ZM23 186H24V187H23ZM126 186H127V187H126ZM22 187H23V188H22ZM111 187H112L113 190H112L111 188H109V187L107 188V187H105V186L103 185V187L100 186V187L98 188L97 191H99L100 188H101L102 191L100 190V192H102V195H104V197H105V196H107L108 194H109V195L114 194V191H115L114 189L117 187V185H116V187H115V185H114V187H113V185H112ZM119 187H120V186H119ZM124 187H126V188H124ZM117 188H118V187H117ZM117 188H116V189H117ZM123 188H124V189H123ZM138 188H139V187H138ZM138 188H136V190H137ZM120 189H121V187H120ZM132 189H133V190H132ZM140 189H141V188H140ZM142 189H141V190H142ZM195 189H196V188H195ZM198 189H199V187H198ZM108 190H112L113 193H112V191H111V194L108 193V192H110V191H108ZM141 190H140L139 193H138V191H137V193H138V196H137V197H139V198L136 199V200H140V201H138L137 205H141V206L143 205V206H145V208H146L147 205H150V203L148 204L147 199H146V203H147V205H144V204H143L144 201H143L142 204H141V201H142V199H140V197H141V196H140V193L142 192ZM192 190H193L194 192L197 191V189L194 190V188H193ZM107 191H108V192H107ZM116 191L119 192V189H117ZM116 191H115V193H117ZM126 191H127V190H126ZM104 192H105V193H104ZM134 192H135V190H134ZM176 192L178 193V191H176ZM180 192H181V193H184L183 191H180ZM180 192H179V194L181 195ZM17 193H18V195L20 194V196H21V195H24L22 191H20V192L17 191ZM21 193H22V194H21ZM24 193H25V191H24ZM51 193H52V192H51ZM98 193H99V192H98ZM107 193H108V194H107ZM165 193H167V192H165ZM165 193H164V194H165ZM27 194H28V195H27ZM27 194H25V195H27V196H21V197H24V199H26L27 197L30 196L29 193H27ZM37 194H38V193H37ZM71 194H72V193H71ZM105 194H106V195H105ZM162 194H163V192H162ZM179 194H178V195L175 194V195H176V198H178V199H179ZM69 195H70V194H69ZM99 195H100V193H99ZM141 195H143V194H141ZM156 195H157V194H156ZM165 195H166V194H165ZM182 195H184V194H182ZM239 195H241V193H240ZM31 196H32V195H31ZM39 196L42 197L41 195H38V196L34 195L32 198L35 197V199H36V198L38 199ZM46 196H48V195H46ZM144 196H145V195H144ZM157 196H158V197H157ZM157 196H156V198H155V200L158 201V202L156 203V205L160 204V203H161V202H160L161 199H163L162 197H164V196H162L161 194H160V196H159V195H157ZM167 196H168V193H167L166 197H167ZM184 196H185V195H184ZM228 196H230V195H228ZM228 196H226L227 199H228ZM242 196H244V197H242ZM242 196H240V198L238 197V198H239L238 201H240L241 198H242V201L239 202V203H241V204H242V202H244L245 204H248V203H251L252 200H253V202L256 200L255 197H254V199H253L252 195H251V196H247V195L245 196V195L243 194ZM5 197H6L5 195H3V196L0 195V198H1V199H0V207H1V202H2V200L5 201V202H3L2 204L6 203V201H7V200H5V199H7V198H5ZM40 197H39V198H40ZM145 197H147V196H145ZM145 197H144V198H145ZM166 197H164V199H166V200L163 199L164 202L167 201V198H166ZM222 197L224 198V196H221L220 201L223 203L224 200L222 201ZM30 198H31V197H30ZM135 198H136V197H135ZM147 198H148V197H147ZM181 198H182V197H181ZM184 198H186V196H185ZM184 198H182V200H183ZM37 199H36V200H37ZM149 199L152 200V197H150ZM149 199H148V200H149ZM224 199H225V198H224ZM227 199H226V201H227ZM144 200H145V199H144ZM153 200H154V198H153ZM153 200H152V201H153ZM159 200H160V201H159ZM100 201H101V200H100ZM152 201H150V202H151V205H150L151 208L154 207V205H155V204H154V205L152 204V203L154 202V201H153V202H152ZM163 201H162V203H163ZM229 201H230V199H229ZM229 201H228V202H229ZM134 202H136V201H133V203H134ZM228 202H225V203H228ZM217 203L220 204V205L222 204V203H219V201H218ZM135 204H136V203H135ZM223 204H224V203H223ZM242 205H243V204H242ZM150 206L147 207V208H150ZM59 209H62V208H59ZM200 210H202V209L199 208V210L197 211V208H196L197 213H198ZM60 211H61V210H58V211H57V208H56V212H60ZM96 211H97V210H96ZM200 212H203V210L200 211ZM200 212H199V213H200ZM91 213H92V211H91ZM92 214H94V211H93ZM95 214H96V213H95ZM186 218H187V217H186ZM186 218H185V221H187ZM187 219H189V218H187ZM183 220H184V219H183ZM189 220H190V219H189ZM187 222H188V223H187ZM187 222H184V223H183V221H182V222H181L179 225H177V226H179V227H180V230H182L184 226H186L187 224H190V223H191V220H190V221H187ZM189 222H190V223H189ZM181 224H185V225L183 226V225H181ZM38 225H39V224H38ZM177 226H176V228L179 230V228H178ZM181 226H182V227H181ZM174 227H175V226H173V228H169V231H170V232H171V231L175 232V231H176V228L174 229ZM36 228L38 229V226H36V227L33 228V229H36ZM37 229H36V230H37ZM171 229H172V230H171ZM23 230H24V229H23ZM36 230H33V231H36ZM167 230H168V229H167ZM167 230H166L165 232H167ZM21 231H22V229H21ZM21 231H20V232L17 231V233H14V235L16 234V237H19V238H20L21 236L27 235V233H28V231H26V230H24V232L26 231L27 233H24V232L22 233ZM173 232H171V233H173ZM29 233H30L29 235H32L34 232L32 233V231H30ZM167 233H168V232H167ZM22 234H23V235H22ZM175 234L178 235L179 232H177V233H175ZM175 234H173V235H175ZM168 235H169V234H168ZM171 235H172V234H171ZM169 236H170V235H169ZM74 237H75V236H74ZM74 237H69V238H68V241L70 240V241H69V242H70V245L67 243V245H68L69 247L64 248L63 253H61V254H63V255H70L72 252L80 251V252H82V253L78 252V254H80V255L82 256V255H84V253H85V254L87 253V251H86L87 248L85 247V246H87V245H85V246H84V244H83V246H81V245H77V243H74V240H75ZM175 237H177V236H175ZM177 238H180V236H178ZM75 242H76V240H75ZM166 243H169V241H167ZM166 246H167V245H166ZM199 246L202 247V248H199V247L197 248V249H198V253L200 252V253L202 254V255L200 254V258H201V256H205V258L207 257L206 262H208L207 260L209 259V257H210V260H209V261L211 262V260H213V259L216 258L215 256H218V255H219V254H216V253H218L217 251H216V252H214V251H211V252H205V249L203 248V246H202V245H199ZM40 247H41L40 250H42L41 252H43V253H47V254L50 253V248H49L48 246H46V245H42V246H40ZM84 247H85V248H84ZM137 247H138V248L135 247L136 249L131 248V249H132V254H131V256H132L133 254L135 255V253H133V252H136V250H138V249L140 248V246H137ZM232 247H233V246H232ZM131 249H130V251H131ZM140 249H141V248H140ZM233 249H235V248H232V250H233ZM236 249H237V248H236ZM236 249L234 250V253H236V252H238V250H240V249H237V251H236ZM87 250H88V249H87ZM134 250H135V251H134ZM247 250H250V247H249V246L247 247ZM138 251H139V250H138ZM202 252H203V253H202ZM198 253H197V254H198ZM0 254H1V253H0ZM19 254H20L19 252H17L16 250H14V251L10 252V253L7 255V256H9V257H8V258L6 257V260H10V259L16 260L17 258H16V259H14V258H15V257H18V258H19V256H20ZM128 254H129V255H128ZM128 254L126 255L127 258H128V259L126 258V260H129V257H130V252H129V251H128ZM215 254H216V255H215ZM134 255H133V256H134ZM213 255H214V258L212 257ZM88 256H89V255H88ZM88 256H87V257H88ZM126 256H125V257H126ZM20 257H21V256H20ZM66 257H67V256H66ZM89 257H90V256H89ZM125 257H123L122 259H124ZM9 258H10V259H9ZM195 258H196V257H195ZM200 258H199V259H200ZM97 259H98V258H97ZM103 259H105L104 256H103ZM108 259H109V258H108ZM131 259H132V261L134 260L132 257H131ZM172 259H173V258L168 259L169 262H166L165 264H179L178 261L175 260V258H174V260H172ZM201 259H203V257H202ZM13 260H10V261H13ZM124 260H125V259H124ZM121 261H122V260H121ZM130 261H131V260H130ZM132 261H131V262H132ZM6 262L9 263L8 261H6ZM108 262H109V261H108ZM110 262H111V261H110ZM123 262H125V261H123ZM128 262H129V261H128ZM113 263H114V262H111V264H113ZM152 263H154V262H151V264H152ZM129 264H130V263H129ZM149 264H150V263H149ZM155 264H156V263H155ZM209 264H211V263H209ZM212 264H214V263H212Z\"/></svg>","mask_w":264,"mask_h":264}]
</instances>
